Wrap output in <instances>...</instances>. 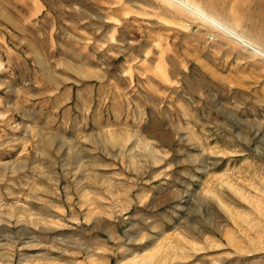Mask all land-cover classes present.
<instances>
[{
    "label": "rangeland",
    "instance_id": "1",
    "mask_svg": "<svg viewBox=\"0 0 264 264\" xmlns=\"http://www.w3.org/2000/svg\"><path fill=\"white\" fill-rule=\"evenodd\" d=\"M0 264H264V0H0Z\"/></svg>",
    "mask_w": 264,
    "mask_h": 264
},
{
    "label": "clouds",
    "instance_id": "2",
    "mask_svg": "<svg viewBox=\"0 0 264 264\" xmlns=\"http://www.w3.org/2000/svg\"><path fill=\"white\" fill-rule=\"evenodd\" d=\"M202 18L204 19V21L206 23L210 24L212 27H214V28H216V29H218V30H220L222 32L230 31V29H228L226 25L220 24L219 22L215 21L214 19L208 18L206 16V14L203 15Z\"/></svg>",
    "mask_w": 264,
    "mask_h": 264
}]
</instances>
